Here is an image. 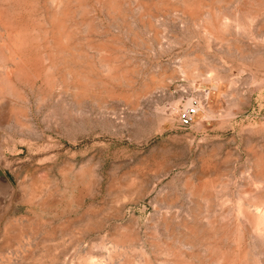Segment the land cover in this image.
Returning a JSON list of instances; mask_svg holds the SVG:
<instances>
[{
	"label": "rangeland",
	"instance_id": "obj_1",
	"mask_svg": "<svg viewBox=\"0 0 264 264\" xmlns=\"http://www.w3.org/2000/svg\"><path fill=\"white\" fill-rule=\"evenodd\" d=\"M0 171V264H264V0H0Z\"/></svg>",
	"mask_w": 264,
	"mask_h": 264
},
{
	"label": "built area",
	"instance_id": "obj_2",
	"mask_svg": "<svg viewBox=\"0 0 264 264\" xmlns=\"http://www.w3.org/2000/svg\"><path fill=\"white\" fill-rule=\"evenodd\" d=\"M209 92H206L205 99H208ZM204 104L200 99L191 98L188 103L178 112V121L181 127H190L195 118L203 111Z\"/></svg>",
	"mask_w": 264,
	"mask_h": 264
},
{
	"label": "water",
	"instance_id": "obj_3",
	"mask_svg": "<svg viewBox=\"0 0 264 264\" xmlns=\"http://www.w3.org/2000/svg\"><path fill=\"white\" fill-rule=\"evenodd\" d=\"M0 187H10V184L6 178V176L0 171Z\"/></svg>",
	"mask_w": 264,
	"mask_h": 264
}]
</instances>
